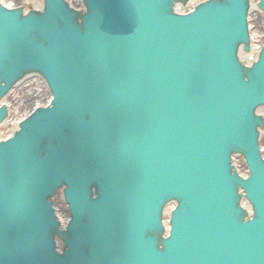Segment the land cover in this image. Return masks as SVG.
I'll return each mask as SVG.
<instances>
[{"label": "water", "instance_id": "water-1", "mask_svg": "<svg viewBox=\"0 0 264 264\" xmlns=\"http://www.w3.org/2000/svg\"><path fill=\"white\" fill-rule=\"evenodd\" d=\"M185 1L82 0L79 13L44 0L26 15L0 6V99L29 74L52 97L0 143V264H264V119L253 115L264 44L249 68L237 57L249 50L251 0L176 15ZM256 7L264 13V0ZM59 190L63 231L51 214Z\"/></svg>", "mask_w": 264, "mask_h": 264}, {"label": "bare ground", "instance_id": "bare-ground-1", "mask_svg": "<svg viewBox=\"0 0 264 264\" xmlns=\"http://www.w3.org/2000/svg\"><path fill=\"white\" fill-rule=\"evenodd\" d=\"M64 1H68V2L70 1L72 6H75L78 9L81 8V7H78L80 3L77 0H64ZM201 1H204V0H186L183 6L181 5H177V7L174 6L173 10L176 13L183 14L185 11L192 9L197 3ZM253 1H250L251 6L249 9V12H247L248 17L250 18L252 17V15H254L253 13L254 2ZM10 3H12V1L10 0H0V4L6 5L7 7H10L11 5ZM31 3L36 9H39L42 4V2L39 0H31ZM25 4L29 5L28 3H25ZM252 32L253 31L250 32L248 52L244 53L239 49L237 53L238 60L244 66H248L249 64L253 62V58L256 55V52L258 49L257 46L260 44L262 40H264V36L260 35V37H258L255 35L256 32L255 33H252ZM44 97H45V90L43 86L41 85V83L38 81L37 77H34L33 79L23 80L21 83L16 85V87H13L12 90L9 92V94L5 96L2 100H0V105H2L3 107H6L7 109L6 117H4V120L0 123V140L7 137L10 133H12L16 129L15 122H17L21 118V116L24 115L25 112L27 113L28 110L30 111L33 105L45 104ZM29 102H31L30 105H28L27 108L22 109L23 106H26ZM14 109H18L19 112L15 114L16 110ZM256 115L261 116V119H264V107L258 109ZM260 136H261L260 137V143H261V139L264 136V127L260 131ZM231 164L232 166L235 165L236 170H238V168L245 169L244 168L245 164H244L243 158L241 159V157L233 158ZM244 172L245 170H238L239 175L244 174ZM55 203H56V206L54 208L55 209L59 208L60 203L57 198L55 199ZM240 204L246 207L245 205H243V203H240ZM63 208L65 210V206ZM169 210L170 208L163 209V214L167 215L166 212L167 211L169 212ZM57 214L59 216V213ZM165 218L166 217H164L162 221L165 220Z\"/></svg>", "mask_w": 264, "mask_h": 264}, {"label": "rangeland", "instance_id": "rangeland-1", "mask_svg": "<svg viewBox=\"0 0 264 264\" xmlns=\"http://www.w3.org/2000/svg\"><path fill=\"white\" fill-rule=\"evenodd\" d=\"M10 1H12V3H10L11 4L10 6H21L23 8L28 7V9L33 7V4L31 3V0H10ZM24 2L28 3L29 5L26 6V4ZM254 11H253L254 15H252L251 18H248V23L250 25V30L253 31L252 33L256 32L255 35L258 36V37H260V35L264 36V17L261 14H259L258 11H256V10H254ZM257 33H259V34H257ZM30 103L31 102H29L26 106H23L22 109L27 108L28 105H30ZM260 146H261L260 148H261V151H262V154H263V158H264V136L261 139ZM238 170H243V168H241V169L238 168ZM58 201L60 203V207L56 208V210L58 211L59 215L64 217L66 215L65 214L66 212L64 211L63 203L59 199H58ZM55 206H56V203H55Z\"/></svg>", "mask_w": 264, "mask_h": 264}]
</instances>
